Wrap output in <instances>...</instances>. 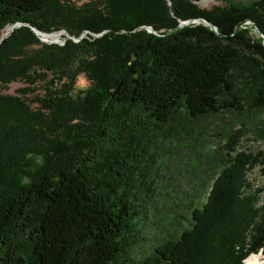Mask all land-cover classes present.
<instances>
[{"label":"trees","instance_id":"trees-1","mask_svg":"<svg viewBox=\"0 0 264 264\" xmlns=\"http://www.w3.org/2000/svg\"><path fill=\"white\" fill-rule=\"evenodd\" d=\"M89 2L0 0V38L23 23L1 39L0 83L25 84L0 92V264H114L167 203L170 166L202 161L194 189L207 199L193 224L142 263L264 253V187L246 176L264 153L239 150L246 130L234 124L210 154L205 128L264 111V0ZM31 27L86 35L49 44ZM81 73L90 84L78 92Z\"/></svg>","mask_w":264,"mask_h":264},{"label":"rangeland","instance_id":"rangeland-1","mask_svg":"<svg viewBox=\"0 0 264 264\" xmlns=\"http://www.w3.org/2000/svg\"><path fill=\"white\" fill-rule=\"evenodd\" d=\"M194 1H197L198 4L203 8L212 7L214 6V4L223 6V4L227 3L242 2L243 4H247L252 2V0ZM74 2H76L80 6H83V4L87 2L91 4L89 0H74ZM54 32L61 33V36H59L60 40L53 41L57 42L58 44H64L63 36L71 37V34H69V31L66 29ZM100 34L102 35L103 33H96V35ZM42 41L49 44L53 43L50 40L42 39ZM89 84L90 82L88 81L85 73H81L76 83L77 91L79 92L80 89L83 88L87 89L89 87ZM24 85V82L20 81H11L7 85H3L0 83V92L4 94L11 93L17 95L19 94V88H22ZM29 96L32 95L30 94ZM211 119L212 120L207 121L205 124V128L207 129V132H205L209 137L207 141V146L209 145V147L206 148V150L209 151L210 154L215 153L218 145L225 142L224 138L221 137V133H219V131H222V129L229 130L234 124H236L235 128H237L238 130H246L245 135L242 137L239 143V146H237L239 150H248L252 151L253 153H264V111H262V113L255 114L252 111H248V115H246V117H243L242 115L230 116L225 113H220L218 116ZM213 157L218 158L216 156ZM201 165H204V161H202L200 165H197L196 169L193 165L189 164L182 165V168L179 167V165L170 166L167 173L168 175L170 174L172 178V189L168 194L167 203L161 202L160 205L158 204V209L154 213H149V216H147L142 221V223L138 226V232L140 234L139 240L134 243L135 245H133L131 249L130 247H128L126 253L122 255L119 254L114 261V264H143L142 260L144 259V255L151 251L154 243L160 242L163 235L167 236L168 234H171L172 236L179 237L180 232L176 230L177 228L180 230L186 229L193 224V218L191 216L192 207H201L203 202L207 199V193L205 192V190L202 193L198 194L194 189L196 181L201 177V175L198 174V167ZM263 168L264 163H260L254 169L248 170L246 176L252 183L251 191L259 189L260 187H264ZM260 195L261 201L259 204L261 205L264 199V192H261ZM257 253L264 256L261 250ZM251 254H249V256Z\"/></svg>","mask_w":264,"mask_h":264},{"label":"water","instance_id":"water-1","mask_svg":"<svg viewBox=\"0 0 264 264\" xmlns=\"http://www.w3.org/2000/svg\"><path fill=\"white\" fill-rule=\"evenodd\" d=\"M204 20V19H203ZM195 21H199V19L198 18H195L194 20H192V21H186V20H182L181 21V24H180V26L181 25H184V24H189V23H191V22H195ZM204 22L206 23V24H210L211 26H213L214 27V24L211 22V21H207V20H204ZM252 21H250V23H251ZM26 24H28V23H26ZM20 25H23V23H14V24H11V28L7 31V32H5L4 34H3V37L2 38H0V42H1V39H3V38H5V37H7L8 35H10L11 34V32L17 27H19ZM35 32H36V34L39 36V38H41V39H43V40H50L51 42H53V41H57V40H60V39H49L47 36H51V35H54V31H53V33H46L45 31H42V30H37L36 28H33V27H31ZM148 28V31H152L153 30V28L152 27H150V26H148L147 27ZM215 28V27H214ZM256 30H258L257 29V27H256ZM86 33H84V34H82V36H84ZM98 34V33H97ZM71 37H73L76 41H78V40H80L81 38H82V36L80 37V38H77V37H74L73 35H70ZM259 36H261L263 39H264V35L262 34V33H260L259 34ZM63 38H64V40H66L68 37H66V36H63ZM63 40V41H64Z\"/></svg>","mask_w":264,"mask_h":264},{"label":"bare ground","instance_id":"bare-ground-1","mask_svg":"<svg viewBox=\"0 0 264 264\" xmlns=\"http://www.w3.org/2000/svg\"><path fill=\"white\" fill-rule=\"evenodd\" d=\"M9 27L7 31L10 29ZM6 31V32H7ZM59 36H61V33L55 32L54 35L47 36L49 39H59ZM244 264H264V256L262 254L253 253L251 254L244 262Z\"/></svg>","mask_w":264,"mask_h":264}]
</instances>
